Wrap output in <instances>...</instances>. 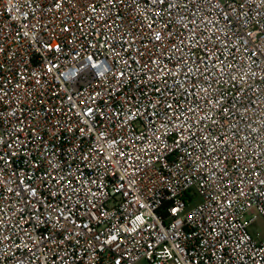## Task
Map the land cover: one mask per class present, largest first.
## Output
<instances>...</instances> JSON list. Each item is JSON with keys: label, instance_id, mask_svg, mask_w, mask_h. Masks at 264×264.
Wrapping results in <instances>:
<instances>
[{"label": "built area", "instance_id": "obj_1", "mask_svg": "<svg viewBox=\"0 0 264 264\" xmlns=\"http://www.w3.org/2000/svg\"><path fill=\"white\" fill-rule=\"evenodd\" d=\"M260 219L264 0H0V264H264Z\"/></svg>", "mask_w": 264, "mask_h": 264}, {"label": "rangeland", "instance_id": "obj_2", "mask_svg": "<svg viewBox=\"0 0 264 264\" xmlns=\"http://www.w3.org/2000/svg\"><path fill=\"white\" fill-rule=\"evenodd\" d=\"M199 202V198L196 199L195 202H193V205ZM249 231L254 233H259L261 235V238H264V220H257L254 224L251 225L249 228Z\"/></svg>", "mask_w": 264, "mask_h": 264}]
</instances>
